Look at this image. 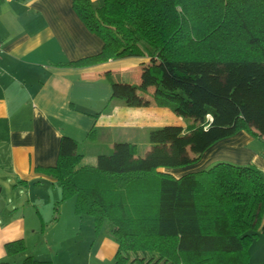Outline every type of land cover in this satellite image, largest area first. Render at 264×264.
<instances>
[{"label": "trees", "instance_id": "trees-1", "mask_svg": "<svg viewBox=\"0 0 264 264\" xmlns=\"http://www.w3.org/2000/svg\"><path fill=\"white\" fill-rule=\"evenodd\" d=\"M73 7L103 47L69 65L148 58L138 83L111 79L106 110L156 105L194 122L151 128L145 157L131 142H116L95 165H81L77 142L65 135L57 164L37 169L56 179L62 200L75 196L77 215L92 216L97 230L106 222L118 245L113 264H254L264 173L227 161L180 177L162 169L194 164L241 130L264 137V0H102L97 7L73 0ZM26 249L24 239L6 244L8 256ZM22 264L51 262L30 255Z\"/></svg>", "mask_w": 264, "mask_h": 264}, {"label": "crops", "instance_id": "crops-1", "mask_svg": "<svg viewBox=\"0 0 264 264\" xmlns=\"http://www.w3.org/2000/svg\"><path fill=\"white\" fill-rule=\"evenodd\" d=\"M102 0H91L97 7ZM0 261L10 263L6 244L37 233L57 220L55 210L68 205L75 211V196L62 200V189L52 176L37 168L54 166L63 136L77 142L81 165H95L116 142L135 146L147 139L151 128L186 119L169 108L116 104L106 110L111 79L138 83L146 57L109 60L90 66L68 63L102 50L103 40L90 31L73 7V0H11L0 3ZM98 114V115H97ZM193 122H191L192 124ZM264 137L241 130L209 147L200 159L184 168L162 169L180 177L227 161L253 164L264 173ZM147 143L151 147V143ZM135 156H141L135 149ZM3 201V203H2ZM82 224L84 215L77 216ZM90 219V216H87ZM114 258L118 245L104 234ZM110 250V248H109ZM113 254V255H112ZM110 255V253H108ZM100 258H105L100 256ZM251 262L264 264V234L249 248Z\"/></svg>", "mask_w": 264, "mask_h": 264}, {"label": "rangeland", "instance_id": "rangeland-1", "mask_svg": "<svg viewBox=\"0 0 264 264\" xmlns=\"http://www.w3.org/2000/svg\"><path fill=\"white\" fill-rule=\"evenodd\" d=\"M221 65L226 67L225 63H221ZM113 79L119 81V79L115 77H113ZM191 122H194V120L191 118L186 119L187 126H189ZM144 142H148V138L140 139L136 146L138 154L143 157L147 156L151 149V147ZM261 144L264 146L263 141L257 139V147L262 146ZM162 147L165 152H170L171 141L166 145H162ZM112 151L113 150H111V152ZM6 192V188L4 191L0 192L2 198L6 196ZM54 215L60 218L46 222V225L44 224L41 229H38L37 233H33V229L35 228H30L32 233L29 232L26 238L28 255L33 256L37 260L50 261L51 264L114 263V258H110L112 250L110 246L108 247L109 244L104 243L103 246L101 245L104 234L108 236V234L104 232L106 222H104L102 229L97 230L94 218L90 215H84L83 223L79 224L77 217L79 215L71 208L69 209L68 205L63 208L61 207V210H55ZM87 216H90V219ZM108 253H110V255H108ZM98 254L105 258H100ZM23 257L22 255L16 256L12 259L11 264H22ZM255 261L257 260H253L252 263L255 264Z\"/></svg>", "mask_w": 264, "mask_h": 264}, {"label": "built area", "instance_id": "built-area-1", "mask_svg": "<svg viewBox=\"0 0 264 264\" xmlns=\"http://www.w3.org/2000/svg\"><path fill=\"white\" fill-rule=\"evenodd\" d=\"M3 1H11V0H0V3L3 2ZM2 42L0 41V50H2Z\"/></svg>", "mask_w": 264, "mask_h": 264}, {"label": "water", "instance_id": "water-1", "mask_svg": "<svg viewBox=\"0 0 264 264\" xmlns=\"http://www.w3.org/2000/svg\"><path fill=\"white\" fill-rule=\"evenodd\" d=\"M0 192H1V187H0ZM2 203H3V201H2Z\"/></svg>", "mask_w": 264, "mask_h": 264}]
</instances>
